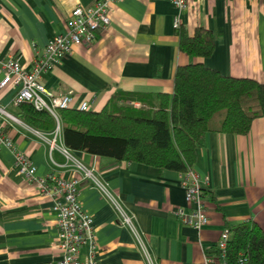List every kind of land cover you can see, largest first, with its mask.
Instances as JSON below:
<instances>
[{"label":"crops","instance_id":"crops-1","mask_svg":"<svg viewBox=\"0 0 264 264\" xmlns=\"http://www.w3.org/2000/svg\"><path fill=\"white\" fill-rule=\"evenodd\" d=\"M93 1L0 0V63L15 59L29 70L47 40L66 30L69 12ZM175 14L167 0H116L110 4L109 26L95 32L91 43L73 45L42 74L43 86L53 94L71 92L70 108L86 102L89 110L98 111L116 93L171 94L178 64L198 61L221 75L264 83V0H188L179 24L187 35L196 27L213 34V49L205 58L178 50ZM14 93L9 86L0 90V106L16 115ZM125 103L139 106L136 100ZM2 131L29 158L37 176H80L58 150L49 153L34 132L8 124H2ZM55 143L64 146L59 121ZM69 151L94 170L132 216L155 264H202L206 256L211 259L207 264H222L215 246L226 224L253 222L264 230V117L254 119L246 134L207 132L195 149L191 168L202 181L208 215L200 230L172 215L173 209L186 206L180 173ZM77 200L92 218L96 264H145L130 232L118 224L114 208L96 186L80 180ZM50 208L49 198L17 173L10 150L0 147V264H58ZM79 258L87 260L86 246Z\"/></svg>","mask_w":264,"mask_h":264},{"label":"trees","instance_id":"trees-1","mask_svg":"<svg viewBox=\"0 0 264 264\" xmlns=\"http://www.w3.org/2000/svg\"><path fill=\"white\" fill-rule=\"evenodd\" d=\"M175 30L181 53L209 56L214 40L209 30L196 27L191 35L180 25ZM133 100L139 106L125 103ZM15 116L44 133L56 125L50 113L27 102L17 106ZM56 117L69 150L111 163L137 162L181 173L192 167L205 133L246 134L254 119L264 117V83L221 75L201 62H190L175 67L171 94L116 93L98 111L67 107L57 109ZM225 229V264H238L240 258L244 264H264V230L253 222L226 224Z\"/></svg>","mask_w":264,"mask_h":264},{"label":"built area","instance_id":"built-area-1","mask_svg":"<svg viewBox=\"0 0 264 264\" xmlns=\"http://www.w3.org/2000/svg\"><path fill=\"white\" fill-rule=\"evenodd\" d=\"M115 1L94 0L86 6H75L69 12L66 30L47 40L40 56L32 60L29 70L24 69L15 59H7L0 63L2 72L0 90L7 86L15 89L12 104L18 106L20 103L27 102L36 110L47 111L56 121L52 131L37 132L0 106V147H5L12 153L17 173L34 184L38 191L51 201L50 210L55 216L57 230L56 246L60 254L58 264H96L92 218L81 209L77 200V186L82 179H86L96 186L102 196L114 208L118 224L130 232L144 263L155 264L144 237L136 228L132 216L123 210L117 197L99 182L92 168H87L79 163L66 147L56 145L55 141L58 137L56 110L69 107L72 96L71 92L53 94L41 82L42 74L56 64L62 56L69 53L73 45L91 43L95 37V32L103 31L109 26L110 4ZM167 1L176 11L172 26L177 29L180 25V13L187 9L188 0ZM77 109H88L87 103H81ZM2 124L17 125L34 132L46 143L49 153L53 149L58 150L66 163L74 164L80 176L62 178L51 173L46 176H37L29 158L24 152L17 150L11 137L2 131ZM179 183L186 206L185 208L173 209L172 215L179 223L188 225L194 230H200L208 221L207 204L202 196V181L197 173L189 168L180 173ZM226 240L227 230L224 229L215 246L218 250L217 257L222 261V264H225L223 259ZM83 246L87 248V260L84 262L79 258L80 249ZM210 261L211 259L206 256L202 264H207ZM238 264H244L242 258L238 260Z\"/></svg>","mask_w":264,"mask_h":264}]
</instances>
